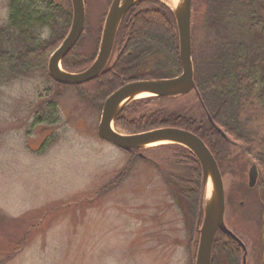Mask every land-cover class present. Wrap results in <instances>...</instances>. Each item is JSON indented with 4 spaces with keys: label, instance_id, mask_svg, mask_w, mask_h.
<instances>
[{
    "label": "rangeland",
    "instance_id": "1",
    "mask_svg": "<svg viewBox=\"0 0 264 264\" xmlns=\"http://www.w3.org/2000/svg\"><path fill=\"white\" fill-rule=\"evenodd\" d=\"M7 1L0 0V25ZM52 1L71 11L69 0ZM192 1L191 58L200 72L218 71L241 44L264 75V38L245 18L208 20L205 0ZM110 2L83 0L85 29L72 49L76 57L97 52ZM47 88L56 94L52 124L36 120ZM159 105L202 119L193 90ZM99 118L100 109L74 87L59 89L44 74L0 84V264H194L198 232L180 210L174 187V176L188 169L153 145L121 174L132 157L97 136ZM251 163L233 146V172L223 178L224 224L246 247L244 259L238 248L232 254L236 264H264L263 199L256 185L247 186ZM218 254L216 264H229L223 249Z\"/></svg>",
    "mask_w": 264,
    "mask_h": 264
},
{
    "label": "trees",
    "instance_id": "2",
    "mask_svg": "<svg viewBox=\"0 0 264 264\" xmlns=\"http://www.w3.org/2000/svg\"><path fill=\"white\" fill-rule=\"evenodd\" d=\"M205 4L208 20L223 22L244 17L249 29L264 38V0H205ZM70 19L71 12L52 0H8L6 16L0 25V84L41 73L59 89L67 86L55 83L48 77L47 61L67 33ZM240 46L238 44L237 50L226 56L228 62L217 67L218 71L210 70L209 74L207 71L200 72L193 64V77L200 101L224 136L210 125L203 110L202 119H197L178 110H167L162 105L154 106L157 101L173 97L135 99L114 118L113 126L125 134L162 127L195 133L209 148L223 178L232 175V149L237 146L257 167L256 188L262 196L264 207V75L259 73L258 61L253 54L249 53L248 48L243 51L242 46L238 50ZM94 53L79 58L71 50L61 59V67L68 72L82 71L92 62ZM113 54L95 78L73 86L81 99L99 109L111 92L127 82L178 75L181 70L178 35L170 7L161 0H137L133 3L117 27ZM46 92L40 99L45 106L40 121L55 123L58 119L56 94L50 95V88ZM248 100L254 104L252 113L247 111L251 107ZM158 147L169 150L178 167L188 169L187 175L178 172L174 176L175 200L177 203L180 201V210L189 219L192 229L198 232L203 215L200 165L188 149L178 144ZM131 157L121 169V174L133 164L134 158H141L136 153H132ZM141 159L144 160V157ZM113 182L110 181L107 186L111 187ZM260 242L264 262V218ZM22 244L20 242L14 252ZM220 248L224 250L228 263L232 264L233 261L236 264L232 254L237 247L220 232L214 238L211 264H216Z\"/></svg>",
    "mask_w": 264,
    "mask_h": 264
},
{
    "label": "water",
    "instance_id": "3",
    "mask_svg": "<svg viewBox=\"0 0 264 264\" xmlns=\"http://www.w3.org/2000/svg\"><path fill=\"white\" fill-rule=\"evenodd\" d=\"M137 0H112L107 10L95 59L85 70L71 73L61 69V59L72 49L79 39L84 26L83 0H70L71 22L69 30L61 43L53 50L48 62L47 72L55 82L76 85L96 77L106 65L114 42L118 24L125 11ZM191 0H181L173 8L178 33V58L181 66L179 75L152 80L130 81L113 91L104 100L97 135L111 144L127 150L136 151L155 143H177L189 149L200 164L202 183L206 188L211 183L210 197L204 200L203 217L199 228L198 244L194 264H210L211 250L217 231H221L245 250L239 239L226 228L223 222L224 191L222 177L217 163L201 138L196 134L179 128L167 127L135 134H123L113 128V119L131 100L140 93L154 96L183 95L195 89L191 60L190 34ZM208 121L220 132L207 114ZM257 179L255 164L247 172V185L253 187Z\"/></svg>",
    "mask_w": 264,
    "mask_h": 264
},
{
    "label": "bare ground",
    "instance_id": "4",
    "mask_svg": "<svg viewBox=\"0 0 264 264\" xmlns=\"http://www.w3.org/2000/svg\"><path fill=\"white\" fill-rule=\"evenodd\" d=\"M181 0H172V3L170 4V6L172 8L178 6V4L180 3ZM144 95H147V93H140L136 96H144ZM212 192V189H211V183L210 181L208 180L207 182V185H206V198L208 199L210 197V193Z\"/></svg>",
    "mask_w": 264,
    "mask_h": 264
}]
</instances>
